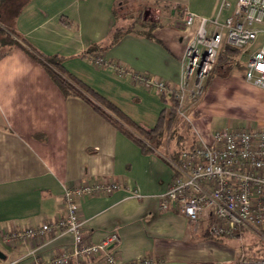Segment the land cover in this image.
Listing matches in <instances>:
<instances>
[{"label":"crops","instance_id":"1","mask_svg":"<svg viewBox=\"0 0 264 264\" xmlns=\"http://www.w3.org/2000/svg\"><path fill=\"white\" fill-rule=\"evenodd\" d=\"M237 2L30 0L14 26L33 50L59 57L65 71L150 131L170 108V99L164 102L154 85L148 87L138 78L179 85L184 52L200 20L223 23L234 14ZM118 9L121 16L133 12L117 21L121 27L130 25L141 11L156 26L148 30L150 36L125 35L98 55L108 62L99 67L88 51L108 43ZM184 13L196 17L192 27L180 25ZM257 29L256 42L239 50L208 80L206 92L212 94L214 108L195 121L197 132L207 141L217 129L210 122L207 130L200 125L214 116L227 120L225 129H264V89L245 79L248 62L264 50V29ZM162 146L155 154L143 153L87 103L65 98L26 51L13 49L0 58V251L6 256L0 264H50L71 254L73 237L68 233L14 245L5 243L3 234L58 221L65 214V190L98 180L113 181L120 188L81 200L86 243L98 244L116 234L120 241L114 249L123 262L150 258L155 264H237L241 253L237 242L204 232L196 236L180 212L161 210L160 196L174 179L163 152L165 143Z\"/></svg>","mask_w":264,"mask_h":264},{"label":"built area","instance_id":"2","mask_svg":"<svg viewBox=\"0 0 264 264\" xmlns=\"http://www.w3.org/2000/svg\"><path fill=\"white\" fill-rule=\"evenodd\" d=\"M223 8H229V4H224ZM195 20L193 14L184 13L183 26L192 27ZM258 27L264 29V0H238L234 14L223 23L217 19L200 20L196 36L184 52L183 78L179 85L155 82L147 77L138 80L148 87L154 85L160 95L174 97L178 117L188 119L187 104L201 96L222 45L245 50L256 42ZM93 61L99 67L108 64L101 56L94 57ZM245 79L264 89L263 49L248 62ZM168 161L174 179L160 196L162 211L180 212L188 219L196 236L204 232L215 239H234L247 228L264 232V129H217L212 132L210 141L197 133L194 145L183 150L177 161ZM119 188L113 181L98 180L66 189L63 217L20 232L5 233L4 242L14 245L62 232L72 235L73 251L50 264H89L94 260L101 264H155L150 258L139 262L120 260L114 249L120 241L116 234L98 244L85 242L81 200L87 196L110 195ZM237 264H264V260H251L247 250L242 248Z\"/></svg>","mask_w":264,"mask_h":264},{"label":"trees","instance_id":"3","mask_svg":"<svg viewBox=\"0 0 264 264\" xmlns=\"http://www.w3.org/2000/svg\"><path fill=\"white\" fill-rule=\"evenodd\" d=\"M30 0H0V58L11 52L13 49L20 48L27 52V54L37 63L45 68L54 84L59 88L65 98H76L92 107L101 117L110 122L119 131L123 132L130 140L141 148L143 153L155 154L159 148L164 145L166 134H169V141L172 142L173 137L177 138V150L170 148L171 142H167L166 153L169 159L177 161L180 153L188 148H183L184 138L180 135L177 136L178 122L176 121L177 115V101L174 97L169 98L167 95H162V99L166 102V98L170 99V108L164 110L156 126L146 131L137 126L127 116H125L118 108L108 102L105 98L93 91L89 86L69 74L63 68L62 60L59 57H44L35 50H33L24 39L16 32L15 23L20 15L22 9ZM120 6V5H119ZM133 12L121 16L120 10L115 12L116 24L113 27L109 36L108 43L103 45H95L89 51L92 57L104 54L112 46L116 45L125 35L137 33L141 35H148L150 28L149 23H144L141 26L145 30H135L136 18L143 16V11L139 13L128 27L119 26V21L132 17ZM132 19V18H131ZM118 21V23H117ZM153 26L156 25H152ZM151 31V30H150ZM148 33V34H147ZM239 50L223 44L217 58V67L224 66L229 60L236 55ZM190 148V147H189ZM179 149L181 151H179ZM207 237H209L207 235Z\"/></svg>","mask_w":264,"mask_h":264},{"label":"rangeland","instance_id":"4","mask_svg":"<svg viewBox=\"0 0 264 264\" xmlns=\"http://www.w3.org/2000/svg\"><path fill=\"white\" fill-rule=\"evenodd\" d=\"M145 16H146V19H144V15L143 16L141 15L136 18L137 21H136L135 30H145L141 26V24L143 25L144 23H149L148 24V26L150 27L148 28L149 30H152V25H156L155 22L153 21L151 22V17L148 14H146ZM183 16L184 14L182 15V19H183ZM182 19L180 20V25L183 26ZM216 65L218 66L217 63ZM217 66H215L212 73L206 79L204 86H203L202 94L198 98V100L194 103L187 104L185 115L188 119L183 120V119H180L179 117L176 118V121L178 122V129L176 133H177V136L180 135L184 138L183 148L191 147L192 145H194L195 141L197 140L198 132L195 128L196 127L195 121L199 120L200 116H202L201 114H205V112L211 113L214 108L213 96L212 94L207 95L206 86H207L208 80L212 77L215 70L219 68ZM193 117L195 118L194 121H193ZM201 121L199 122L201 123ZM209 122L216 129H225V127L227 126V120L221 117L214 116L213 118L212 117L209 118V121L208 120L203 121V123H201L200 125V128L202 130H207ZM169 138H170L169 134H166L165 138H163V140H165V146L163 148L164 150L163 152L165 153L167 150L166 149L167 142H171L169 141ZM173 138L174 139L172 140L170 144V148L172 150L178 151V147L176 145L177 138L176 137H173ZM159 149H162V148L160 147ZM179 151L181 150L179 149ZM165 155L169 157L167 154ZM231 240L238 243L237 251H240L242 248H245V247L248 248V253L252 256V257L249 256L251 260H255V259L264 260V232L258 231V233H255L253 229L247 228V229H243L240 235H238L237 237Z\"/></svg>","mask_w":264,"mask_h":264},{"label":"water","instance_id":"5","mask_svg":"<svg viewBox=\"0 0 264 264\" xmlns=\"http://www.w3.org/2000/svg\"><path fill=\"white\" fill-rule=\"evenodd\" d=\"M6 256L3 252L0 251V260H5Z\"/></svg>","mask_w":264,"mask_h":264}]
</instances>
